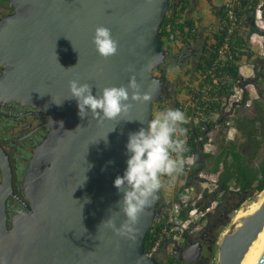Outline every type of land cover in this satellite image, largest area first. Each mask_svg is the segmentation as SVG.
<instances>
[{"label":"water","instance_id":"obj_1","mask_svg":"<svg viewBox=\"0 0 264 264\" xmlns=\"http://www.w3.org/2000/svg\"><path fill=\"white\" fill-rule=\"evenodd\" d=\"M10 2L15 12L0 21V98L47 112L51 131L25 175L29 206L12 216L10 226L5 199L13 194L12 176L4 157L0 264H163L144 249L160 214L159 190L133 233L116 235L101 222L111 216L119 226L125 220L117 203L122 193L113 181L126 167L128 134L147 127L160 94L162 82L153 71L165 55L159 29L170 0ZM97 26L111 30L118 44L114 56L97 54L91 42ZM133 76L150 99L130 100L127 112L115 120L90 113L81 119L75 99H67L70 80L88 83L99 95L105 87L127 86ZM53 100L64 101L58 106ZM263 225L264 198L222 234L217 260L209 264H240ZM201 249L200 242L189 244L184 261L198 260ZM255 264H264V246Z\"/></svg>","mask_w":264,"mask_h":264},{"label":"trees","instance_id":"obj_2","mask_svg":"<svg viewBox=\"0 0 264 264\" xmlns=\"http://www.w3.org/2000/svg\"><path fill=\"white\" fill-rule=\"evenodd\" d=\"M259 1L224 0L220 11L215 14L218 23L212 24L210 35L207 37L208 46L199 66L201 69L199 86L194 87V92L186 94L180 108L177 106L178 103L174 107L182 111L186 117V123L181 125L186 129L184 136L181 137L185 140L186 150L181 157L194 154L198 163L195 171L219 172L217 187L211 194L205 192L202 199L205 206L216 202V206L203 219L211 226L214 225L213 220L222 219L223 216L231 217L243 204L264 190V71L257 75L259 79L242 76V79L237 81L241 75L240 68L249 64L254 57L247 37L248 32L254 28L251 20ZM229 10L232 11L234 20L229 19ZM186 12L185 4L176 8L169 7L159 29L161 40L165 38L167 41L187 42L195 38V22L186 16ZM256 31L259 29L256 28ZM261 32L264 33V30ZM249 85L254 86L256 90L253 99L249 98L247 90ZM234 88L242 90L239 101L242 106L250 101L248 112L237 115L232 123L239 133V138H226L223 128L228 129L231 125L226 123L231 122L228 116H224L220 126L222 128L216 134L218 142L215 151H199L198 138L203 132V125L201 122L193 124L189 118L197 117L200 121L205 118V125L210 130L217 122L214 116L222 115L221 107L226 105ZM157 110L163 112L166 108L158 107ZM173 156L175 157V154ZM181 172H184L183 167ZM184 216L183 211L182 217ZM164 223V215L160 213L145 236L146 251L155 241ZM216 225L221 223L218 222ZM187 237L188 234H185L184 239ZM216 239L215 235L213 244L216 243ZM160 250H164V242ZM168 264H176V260L171 257Z\"/></svg>","mask_w":264,"mask_h":264},{"label":"flooded vegetation","instance_id":"obj_3","mask_svg":"<svg viewBox=\"0 0 264 264\" xmlns=\"http://www.w3.org/2000/svg\"><path fill=\"white\" fill-rule=\"evenodd\" d=\"M223 2L224 0H170L169 7L172 8L186 5V16L194 20L196 36L187 42L167 41L162 38L164 59L153 71L154 76L161 80L162 85L158 99L153 103V110L163 106L166 110L174 109L177 103L180 108L186 94L194 92V87L199 86V74L201 72L199 66L208 46L207 37L210 35L212 24L218 23L215 14L220 11ZM14 12L15 8L10 0H0V21ZM210 18L212 19L210 20ZM208 19L210 20L209 23L204 24V21ZM255 68H253L254 72L251 77L258 79L259 76L257 75L264 71V64H258ZM2 73L3 67L0 65V75ZM240 79H242V75L237 81ZM238 104L242 106L241 103ZM221 108L222 115L215 116L214 120L217 122L210 130L205 125L206 119L201 121L203 134L208 132L217 134L224 116L230 117L231 112L225 111V105H222ZM236 117L230 120L231 123ZM219 118L221 119L218 120ZM50 131V118L47 112L31 104L0 98V183L3 181L4 157H6L11 168L13 191V194H8L5 199L8 226L11 225L12 216L18 210L26 211V207L29 206V201L24 194L25 175L36 149L44 142ZM169 205L161 196L158 212L163 213ZM202 226L195 233L198 234L196 237L188 236L184 239L183 244L176 245L171 251L161 250L155 257L163 264H168L171 257L176 260V264L209 263L210 255L208 254H210L213 245V228L207 223H205V227ZM196 242H200L202 246L200 257L198 260L188 263L183 259V251L189 244ZM206 252L207 254H204Z\"/></svg>","mask_w":264,"mask_h":264},{"label":"clouds","instance_id":"obj_4","mask_svg":"<svg viewBox=\"0 0 264 264\" xmlns=\"http://www.w3.org/2000/svg\"><path fill=\"white\" fill-rule=\"evenodd\" d=\"M91 42L102 58L114 56L118 49L111 30L104 26L94 29ZM68 92L67 99H75L81 119L90 113L101 119L115 120L121 113L127 112L130 100L150 99L149 94L139 92V85L134 76L129 79L127 86L105 87L99 95L92 94L88 83H79L73 79L68 83ZM63 101L56 103L53 100L58 106ZM185 123L186 117L182 111L168 109L151 119L146 128L141 127L128 134L125 144L126 167L123 174L116 176L113 181V186L122 193V198L117 203L121 205L120 211L125 220L119 226L111 216L101 222L116 235L127 236L133 233L138 216L151 204L156 192L161 188V177H171L182 170L184 160L180 157L186 149L185 140L181 137L186 129L181 125ZM103 139L107 143V134Z\"/></svg>","mask_w":264,"mask_h":264},{"label":"built area","instance_id":"obj_5","mask_svg":"<svg viewBox=\"0 0 264 264\" xmlns=\"http://www.w3.org/2000/svg\"><path fill=\"white\" fill-rule=\"evenodd\" d=\"M263 11L264 0H260L253 13V20L259 31L264 30ZM228 15L230 20H234L231 10L228 11ZM220 53H222V49ZM243 67L240 68L241 75ZM241 94V89L234 88L233 93L229 96L225 107L228 108V105L231 107L234 105L236 106V104H238L241 100ZM189 119L193 124L201 122L197 117ZM226 124L228 125L230 123ZM211 133L213 132H208L207 134H203L202 132L199 136V151L212 152L209 148L214 145L213 141L211 142L212 138L209 137ZM181 158L184 160V172L180 171L174 174V176H171L172 179L170 186L173 189L172 202L163 212L165 223L148 250V253L153 256L160 253L161 244L163 242L164 249L168 251L175 245L182 243L184 241L185 234H188L189 236L195 233L201 227L202 223H204L205 220L203 219H205L207 213H209L216 206L215 201H213L210 205L205 206L202 199L204 198L205 192L207 194H211L217 187L219 172L214 173L207 170L195 171L198 163L196 162L194 154ZM169 178V176H162L161 180H168ZM183 211L185 212L184 217H182Z\"/></svg>","mask_w":264,"mask_h":264},{"label":"rangeland","instance_id":"obj_6","mask_svg":"<svg viewBox=\"0 0 264 264\" xmlns=\"http://www.w3.org/2000/svg\"><path fill=\"white\" fill-rule=\"evenodd\" d=\"M212 18H210V20ZM210 20L208 19V20L204 21V24H208ZM251 23H252V27H254V28H253V30H251V31L248 32L247 39H248V41L251 44V49H252V52L254 53V57H253L252 60H250L249 65L244 66L242 68V70H241L242 71V75L245 78L246 77H250V76L253 75V72H254V69L253 68H255V67L257 68L258 64H260V65L261 64H264V33H262L261 31L260 32L259 31H256V27L257 26H256L254 20H251ZM247 90H248V93H249V98L253 99L256 96V90L254 89V86H252V85L247 86ZM248 104H250V101H247V103L244 106H240L238 104V106H235L234 105L233 107H231V106L228 105V108L225 107L226 108L225 109L226 112H229V113L231 112V115H230L229 119L230 120L231 119H234L235 116L240 115L243 112H246L247 113L248 112V109H250V107L248 106ZM158 113H160V112L158 110L154 109L153 110V113H152V119ZM230 125L231 126H229L228 129H226V127L223 128V131H225L226 138L227 139H230V138L238 139L239 138V134L233 128L232 123H230ZM221 128L222 127H219V130ZM209 137L212 138L211 142L213 141V144H214L213 146H211L209 148L212 151H215L216 144L218 142V139H217L218 136L216 137V133L213 132V133H211L209 135ZM171 179L172 178L170 177L168 180H164V179L161 180L162 186H161V189H159L160 190V193H161V196L169 204L172 202V192H173V189L170 186ZM263 198H264V190L262 192L256 194L251 200H249L245 204H243V206L238 211H236L231 217L226 218L225 216H223L222 219H215V220H213L214 225L212 224V228H213L212 238L216 235L217 236V239L215 241L216 243L212 245L210 254H208V255H210V258H209L210 261H214L215 262L217 260L218 248H219V243H220L221 236H222V234L224 232L231 231L234 228L235 221L237 219L238 213L239 214H242V215H246V214L250 213V210L252 208V205L254 203H260ZM218 222L221 223V225H218L217 226L216 224ZM205 223H206V221H204V223H202V225H203L202 227H205ZM195 233H193L192 235H189V236H191V238H194V237H196L198 235V234H195ZM180 244H183V242L180 243ZM170 246H172V245H170ZM175 246L172 247V248H170V251L173 250L175 248ZM204 254H207V252L204 253Z\"/></svg>","mask_w":264,"mask_h":264},{"label":"bare ground","instance_id":"obj_7","mask_svg":"<svg viewBox=\"0 0 264 264\" xmlns=\"http://www.w3.org/2000/svg\"><path fill=\"white\" fill-rule=\"evenodd\" d=\"M260 203H254L250 210V213L258 208ZM243 216L242 214L237 215V218ZM264 246V225L262 230L258 233L256 239L251 243L247 252L245 253L240 264H255V257L261 252Z\"/></svg>","mask_w":264,"mask_h":264},{"label":"crops","instance_id":"obj_8","mask_svg":"<svg viewBox=\"0 0 264 264\" xmlns=\"http://www.w3.org/2000/svg\"><path fill=\"white\" fill-rule=\"evenodd\" d=\"M247 65H249V64H247ZM216 116V115H215ZM215 116H214V118H215Z\"/></svg>","mask_w":264,"mask_h":264}]
</instances>
